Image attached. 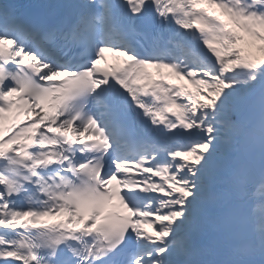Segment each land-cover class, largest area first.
I'll return each instance as SVG.
<instances>
[{
	"label": "snow or ice",
	"instance_id": "1",
	"mask_svg": "<svg viewBox=\"0 0 264 264\" xmlns=\"http://www.w3.org/2000/svg\"><path fill=\"white\" fill-rule=\"evenodd\" d=\"M0 264H264V0H0Z\"/></svg>",
	"mask_w": 264,
	"mask_h": 264
},
{
	"label": "bare ground",
	"instance_id": "2",
	"mask_svg": "<svg viewBox=\"0 0 264 264\" xmlns=\"http://www.w3.org/2000/svg\"><path fill=\"white\" fill-rule=\"evenodd\" d=\"M109 54V57H107L106 58V60H108L109 62H111V61H113L114 59H111L110 58V55H111V53H108ZM153 67V66H152ZM153 68H155V67H153ZM158 70H159V72L161 73V74H163V73H165V74H167L166 75V77L169 79V80H171V81H175L176 82V84H184L185 85V87L188 89V90H190V91H195L196 89H195V86L194 85H192V84H190V83H188V81L187 80H175V75L173 74V73H171V70L170 69H167V68H158ZM21 115H22V113H21ZM233 119H236V117H233ZM134 178H138V177H134ZM113 198H115V199H117L118 200V198H116V197H113ZM55 218H59V217H44V218H41L43 221H46V222H49V221H51V220H53V219H55ZM61 218H63V216H61ZM151 231V230H150Z\"/></svg>",
	"mask_w": 264,
	"mask_h": 264
},
{
	"label": "rangeland",
	"instance_id": "3",
	"mask_svg": "<svg viewBox=\"0 0 264 264\" xmlns=\"http://www.w3.org/2000/svg\"><path fill=\"white\" fill-rule=\"evenodd\" d=\"M177 78H179V77H177ZM184 80H186V79H184Z\"/></svg>",
	"mask_w": 264,
	"mask_h": 264
}]
</instances>
